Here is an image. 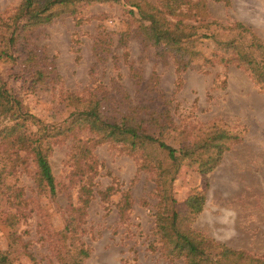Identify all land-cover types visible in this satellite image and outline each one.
I'll list each match as a JSON object with an SVG mask.
<instances>
[{
	"label": "rangeland",
	"instance_id": "rangeland-1",
	"mask_svg": "<svg viewBox=\"0 0 264 264\" xmlns=\"http://www.w3.org/2000/svg\"><path fill=\"white\" fill-rule=\"evenodd\" d=\"M123 1L81 5L75 15H61L28 32L38 63L26 65L20 58L0 56V85L50 126L68 120L74 107L66 97L75 93L83 98L104 97L107 114L143 107L138 110L141 116L151 112L168 116L175 130L166 141L173 145L177 139L190 143L213 127L227 130L236 140L219 164L208 173H200L197 164H183L171 183V193L182 213L186 197L204 194L202 209L183 219V227L264 259V88L241 67L205 60L217 46L216 39L239 38L240 30L219 29L234 27L236 21L250 27L264 43V0H201L193 8L182 3L180 16L167 15L196 26L200 34H210L197 40L202 56L180 72L171 50L160 51L136 33L139 16ZM20 2L0 0V53L5 29L13 28L11 17ZM97 35L107 36L103 50L96 44ZM243 38L250 36L243 34ZM21 53L15 50L14 56ZM35 68L44 72L40 81H31ZM6 124L1 121L0 129ZM77 135L86 139L88 133ZM71 145L72 139L63 137L51 145L48 160L56 182L54 196L37 190L30 159L5 177L6 184L22 188L20 203L10 197L15 205L0 195V250L11 243L16 264H63L57 256L69 258L58 236L68 209L79 204L82 180L91 172L70 160ZM92 155L96 161L93 197L79 235L89 248L84 264H184L182 258L167 256L158 240L153 173L141 168L137 156L122 144L98 142ZM109 187L106 199L101 192ZM125 190L132 204L121 215L118 206Z\"/></svg>",
	"mask_w": 264,
	"mask_h": 264
},
{
	"label": "trees",
	"instance_id": "trees-1",
	"mask_svg": "<svg viewBox=\"0 0 264 264\" xmlns=\"http://www.w3.org/2000/svg\"><path fill=\"white\" fill-rule=\"evenodd\" d=\"M112 1L123 0H21L11 17L13 28L5 29L8 32L0 56L13 61L20 58L26 65L34 61L33 65H36L38 59L29 47L28 32L50 24L61 15H75L81 5ZM123 3L132 8L131 12L136 9L139 16L136 33L145 42L160 48V51L171 50L174 53L177 72L202 56L201 49L196 47L197 40L210 34H200L196 26L184 24L181 19L173 21L167 18V15L180 16L182 3H187L193 8L200 6L201 0H160L157 4H151L147 0H124ZM219 29L240 30L239 38L216 39L217 46L205 60L241 67L256 84L264 88V43L257 39L250 27L241 22L236 21L235 26L231 28ZM243 34H248L250 38H243ZM106 37L97 35L99 40L96 44L102 48ZM18 49L23 53L14 56L15 50ZM98 52L99 49L96 54ZM43 75L44 72L42 73L40 68H35L31 81H40ZM66 99L74 107L68 120L61 126L45 125L25 110L21 99L0 85V122H7L0 129L1 198H5L11 205H15L11 196L17 199L18 203L22 201V188L6 184L5 177L13 174L18 166L25 165L27 159H30L35 167L33 180L37 190L50 196L56 194L55 177L48 156L54 140L60 137L72 139L69 158L73 164H81L87 172L91 171L82 180L79 204L68 209V215L58 236V241L67 248L66 253L69 256L67 260H64L61 254L57 256L59 260L63 259V264H84L89 255V248L79 235L83 230L81 225L90 197H93L92 178L96 161L92 148L96 143L105 141L122 144L128 152L137 156L141 168L153 173L158 196L154 205L155 224L158 240L162 241L167 256L182 258L184 264H264V259L209 240L203 234L183 227V219L195 216L202 209L204 194L197 192L186 197L182 202L186 210L182 213L177 210L178 201L170 189L183 164H197L200 173L212 171L221 161L224 152L229 149L230 143L236 140L235 136L222 127H213L212 131L201 132L190 143L177 139L173 140V145L166 141L169 132L175 130L168 116L159 113L155 116V112L141 116L138 110L143 107L107 114L103 110L104 97L98 98L96 94L83 98L78 94L69 93ZM81 131L88 133L86 139L77 135ZM111 189L112 187H109L102 191V197L107 199ZM121 196L118 209L122 215L131 207L132 198L129 190L122 191ZM56 250L60 253L59 247ZM0 264H16L11 243L7 249L0 250Z\"/></svg>",
	"mask_w": 264,
	"mask_h": 264
}]
</instances>
